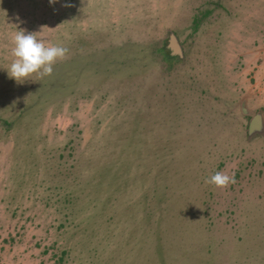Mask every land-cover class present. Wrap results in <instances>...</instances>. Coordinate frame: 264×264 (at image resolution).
Listing matches in <instances>:
<instances>
[{"label":"rangeland","instance_id":"obj_1","mask_svg":"<svg viewBox=\"0 0 264 264\" xmlns=\"http://www.w3.org/2000/svg\"><path fill=\"white\" fill-rule=\"evenodd\" d=\"M20 30L78 75L10 78ZM257 114L264 0H0V264H264Z\"/></svg>","mask_w":264,"mask_h":264},{"label":"clouds","instance_id":"obj_2","mask_svg":"<svg viewBox=\"0 0 264 264\" xmlns=\"http://www.w3.org/2000/svg\"><path fill=\"white\" fill-rule=\"evenodd\" d=\"M56 2L57 0H50L52 4ZM12 43L13 60L7 68V72L9 77L18 83H23L22 81H26L33 74L39 75L41 78L51 75L55 63L65 59L68 52L62 45L48 44L39 38L37 33L24 30L17 31L13 35ZM233 180L234 177L218 171L206 182L217 187H225Z\"/></svg>","mask_w":264,"mask_h":264},{"label":"trees","instance_id":"obj_3","mask_svg":"<svg viewBox=\"0 0 264 264\" xmlns=\"http://www.w3.org/2000/svg\"><path fill=\"white\" fill-rule=\"evenodd\" d=\"M128 47L126 45H124L121 49L122 51H124V53H127L128 51H126ZM115 55V53L113 54ZM63 64L62 67H56L54 72H53V81L54 82H57V81H64V80H67V79H71L73 80V78L75 76H77L78 74L75 72V73H67L68 71H72V68L75 67V64H71V62H69L68 60H65L64 62H59V65L61 66ZM64 71V72H59V71ZM69 74V75H66V73ZM79 78V76H78ZM44 82V81H43ZM48 83H50V80L48 79V81L44 82L42 84V86L39 88L38 92L41 90L43 91V94L47 92V89L48 91L50 90H54L56 89L58 86L56 84H52L51 86L48 87ZM74 84V83H72ZM70 86V85H69ZM48 87V88H47ZM72 87V86H71ZM50 89V90H49ZM60 90V89H59Z\"/></svg>","mask_w":264,"mask_h":264},{"label":"water","instance_id":"obj_4","mask_svg":"<svg viewBox=\"0 0 264 264\" xmlns=\"http://www.w3.org/2000/svg\"><path fill=\"white\" fill-rule=\"evenodd\" d=\"M176 43V39L175 37H173V44ZM173 47H176V45H174ZM179 49V48H176ZM179 51V50H178ZM263 115L262 114H257L250 122L249 125V133L250 134H254L256 132H260L263 130Z\"/></svg>","mask_w":264,"mask_h":264}]
</instances>
